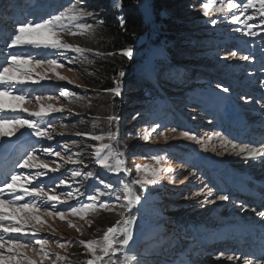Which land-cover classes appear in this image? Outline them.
Wrapping results in <instances>:
<instances>
[{
  "label": "rangeland",
  "instance_id": "1",
  "mask_svg": "<svg viewBox=\"0 0 264 264\" xmlns=\"http://www.w3.org/2000/svg\"><path fill=\"white\" fill-rule=\"evenodd\" d=\"M10 1L14 3L11 9L19 10L21 16L17 19L22 21L46 19L69 4V0H17L24 6H16L17 1ZM204 2L206 0H186L190 10L185 12V16L193 21V26L198 29L190 34L203 39H197L196 43L187 47L183 61L180 62L166 58L164 49L159 46L149 47L146 53L140 47L132 48L134 52L132 58H140L139 61L124 77L112 80V76L110 80L111 88L116 86L117 80L120 82L122 94L119 97L86 81L91 74L97 73L93 70V65L103 61L104 56L95 55L97 51L103 53L97 48L102 43L100 31L103 26L97 23V19L86 18L87 23L96 25L94 38L62 34L64 42L93 50L83 55L72 51L32 46L9 49L6 44L10 39L6 42L3 36L0 37V65L7 66L5 60L10 53L34 57L31 62L23 65L26 70H31L30 77L23 75L22 72L11 71L8 75L12 79V85H0V88H9L13 93L0 97L4 109L0 112V117L36 120L42 127H46L51 122L52 128L49 131L53 136L52 140L36 137L26 126L19 132H14L11 124H5L0 126V130L14 132V135L0 138V145H4L0 150L12 156L13 152L20 151V149L16 150L18 146L26 144L25 146H30L29 151L34 150L39 157V160L33 161L34 164H39L40 160H43L50 166H54L53 161L62 165L60 171L49 172L39 181H34L41 186L47 185V188L55 187L56 192L62 194V200H67L66 195L63 194L69 191L75 194L76 189L79 188L83 195L77 194L78 199L68 200L64 204L57 203L56 206L60 211H66L69 205L79 206L87 203V197L94 194L96 188L105 190L100 180L118 187V180L131 182L137 178L138 166L151 165L173 169L171 173L164 171L163 179L155 185H148L146 190L133 185L137 194L141 196L142 203L132 209V215L137 219L133 227L134 240L130 242V252L135 253L141 264H243V259H228L229 256L245 257L234 251L237 248L236 244H233L232 248L229 247L231 251L229 248L217 250L219 245L216 246V241L213 239L222 240L226 237L231 239L246 232L253 233L254 239L260 237L264 239V228L259 229L264 221L252 211L256 209V205L247 203L251 197L258 196L260 202L258 210L264 211V159L246 160L243 155H236L230 145L227 148L222 147L221 139L213 137L210 142L207 140L213 133L219 132L224 140L238 145L264 147V107H262L264 106V25L253 29L258 35L245 36L244 32L247 28L243 24L232 23L230 15L226 18L223 14L211 10L205 15L200 7ZM211 2L219 7L217 0ZM141 3L146 8L145 1ZM96 4L94 0H84V7L87 10L98 13V18L104 19L109 12L108 7L104 8V5H101L98 8ZM2 7L6 8L4 4ZM2 7L0 4V9ZM7 9L9 10L8 7ZM111 9H117L113 0ZM0 11L2 13L0 35L4 29H6L5 33L13 32L14 29L7 30L5 25L8 20L13 19L15 12L8 11V15L5 11ZM152 13V10L150 13L146 8V19L151 20ZM246 14L257 16L252 9ZM212 20H216V23H211ZM249 23L259 25L260 20L257 18ZM43 35L47 36L48 33ZM233 51L237 52L236 57H230L229 54ZM244 55L250 57L248 61L239 58ZM36 59L44 61L55 59L63 67H50L47 63L37 65ZM163 59L164 61L159 64L158 61ZM57 74L66 79L59 80ZM174 74L177 77L172 76ZM224 87L229 91L223 92ZM132 89L145 90L135 97L133 103L137 104L136 108L125 116L123 112L126 108L125 104L133 99L129 96ZM65 90L75 95L62 97L60 93ZM20 95L25 99L15 98ZM37 96L43 97L38 103L35 100ZM133 103L129 105L133 107ZM117 104L119 108L115 113L120 120L113 122L111 128L106 117L101 118L102 122H100L101 120L95 119L96 117L89 113L95 107L115 111ZM25 108L28 111H24ZM60 108L64 111L52 110ZM36 111L47 115L43 120L30 115ZM85 117H89L87 121ZM130 118H139V120L133 127L127 129ZM229 120L244 124L247 130L250 126V129L243 135L238 134V131V136L233 135L236 139L234 140L231 136L232 130L238 128ZM157 124L160 127L155 133H151V129ZM172 128H176L177 131L175 133L169 131ZM108 131L118 133L113 146L125 161L124 167L129 170L126 173L121 172L117 175L101 169L93 158V146L100 142L76 135L77 132L107 135ZM182 131L196 135L206 143L207 147L180 137L179 133ZM146 132L151 133L147 141L143 139ZM160 133H164L168 138L164 139ZM123 136L128 137L127 139L134 137V144L130 142V145H133L130 156L125 155L121 150ZM49 146L54 151L61 152L64 160L45 153L43 149ZM8 148L10 152L7 151ZM77 153L80 155L77 156ZM6 154L0 153V157H5ZM154 155L163 156L164 160L157 165L156 161L150 158ZM68 156L82 159L83 164L65 163ZM258 164L261 168H257ZM84 165H87V168ZM15 169H17L16 173L25 175L39 170L17 167ZM74 170L92 171L95 175L87 180L83 176L72 178L71 172ZM139 175L144 173L141 172ZM237 176L246 182L244 189L248 191L247 198L236 193L238 189L231 186ZM60 179L67 180L68 184L60 185ZM209 189L212 191L211 196L208 195ZM202 190L203 194L195 195ZM218 195H228L229 199L217 200ZM100 200L109 201L110 197L106 195L100 197ZM111 202L117 203L114 198ZM242 205L247 207L244 208ZM43 212L42 207V219L46 223L38 233V237L49 240L46 248L50 253L49 259L45 260L44 264H53L54 261L55 264H81L90 257L86 255V250L78 241L100 239L103 232L120 219L115 212L103 209L95 213L89 212L84 219L66 215L63 221L58 217L43 215ZM67 221L79 226L82 233L78 232L76 227H70ZM88 221H91V226ZM27 227L30 228L31 225ZM246 238L242 237V239ZM55 241L73 243H65V247L61 248ZM28 254L39 264L38 254L31 250ZM56 254L67 259L56 261ZM118 256L122 258V254Z\"/></svg>",
  "mask_w": 264,
  "mask_h": 264
},
{
  "label": "snow or ice",
  "instance_id": "2",
  "mask_svg": "<svg viewBox=\"0 0 264 264\" xmlns=\"http://www.w3.org/2000/svg\"><path fill=\"white\" fill-rule=\"evenodd\" d=\"M114 6L119 9L122 7L121 0H113ZM139 3V0H137ZM219 7H216L211 0H206V2L201 4V10L205 15L209 11H215L217 13L223 14L226 18L230 15L231 22L234 24H243L247 31L244 32L245 36H256L258 33L253 29L264 25V0H239V2H233V0H217ZM258 5V7H257ZM249 9L254 10L257 16L247 15ZM234 10V11H233ZM238 13V14H237ZM97 19L99 25H103V19H99V14L94 11L87 10L84 7V0H69L67 7L59 11L55 15H51L46 19L36 20H24L22 22H17L14 31L9 34L10 42L6 44L7 48H17L22 46H32L34 48H44L53 50H63L72 51L83 55L85 52H91L92 49H85L78 45H72L64 42L62 34H68L72 36H88L95 37L96 35V25L87 23L86 18ZM243 17V19H241ZM260 20V24L249 23V21ZM119 23L121 28L124 27L125 20L123 17L119 18ZM211 23L215 24L216 20H212ZM240 29H237L239 31ZM43 33H48L44 36ZM62 54V53H61ZM116 53L113 52H95V55L102 56L108 55L112 56ZM119 54L123 57L131 59L134 55L132 47H127L119 50ZM230 57H236L237 52H230ZM242 60L248 61L249 56L244 55L239 57ZM34 59L31 55L24 56L22 54L10 53L5 60L7 66L0 65L2 71H0V85H12V79L8 75L11 71L22 72L23 75L30 77L31 70H26L23 65L28 64ZM91 63V61H89ZM47 63L50 67H63L62 64H58L57 60H39L36 59L37 65H43ZM71 63V61H69ZM119 77H124L125 72L121 70L118 73ZM59 80H65L64 76L57 74ZM115 80V78H114ZM71 83V81H69ZM219 87V85H218ZM223 92H228L229 89L224 87ZM104 91L112 93L114 96H121L122 88L120 82L116 81V86L110 89H105ZM13 95L9 88H0V97ZM62 97L74 96V93H70L67 90L60 93ZM16 99L23 100L24 96H16ZM43 97H35L36 102L41 101ZM52 99V97H48ZM51 107V106H49ZM264 107V106H262ZM53 111H64V109H52ZM2 101H0V112H3ZM24 111H28L26 108ZM31 116L37 117L40 120L44 119L47 115L41 111H36L30 113ZM99 119V118H95ZM109 128L112 127L113 122H118L120 117L117 115H109L106 117ZM5 124H11L14 132H19L21 128L25 126L32 130V135L40 138H45L47 140H52L53 136L50 134V129L52 128L51 122L48 123L46 127H42L36 120L27 119H5L0 117V126ZM66 127V125H62ZM160 125L151 129V133H155ZM169 131L175 133L176 128H172ZM14 132H4L0 130V138L5 136H12ZM151 133H145L143 139L145 141L149 140ZM63 135V133H60ZM77 136H81L91 141L100 142L98 145H94V162L101 169H105L109 172H114L119 175L121 172H128L129 170L124 167L125 161L121 158V154L113 146V142L117 140L118 133L113 131H108L107 135L104 134H94L90 132H77ZM164 136V139L168 137L164 133H160ZM180 137L194 141L196 144H200L203 147H207L206 143L198 138L196 135L191 134L189 131H182L179 133ZM213 137L222 140V147L227 148L231 146V150L236 155H243L246 160L264 159V147L256 148L249 144L238 145L232 141L224 140L221 133L215 132L212 136H209L207 140L210 142ZM107 140V142H104ZM4 147V145H0ZM67 146H65V151L67 152ZM47 154L59 157L64 160L61 156V152L54 151L51 146L43 149ZM80 154L77 153V156ZM152 160L156 161L159 165L163 156L154 155L150 157ZM39 160L35 151H27L26 154L22 155L15 167L20 169H39L35 173H29L25 175L24 173H11L7 171L4 172V182L0 185V264H38V262L28 254L29 250L40 256L39 264H44V261L49 259V251L46 248L49 240L47 238H39L38 233L41 228L45 225V221L42 219L41 208L43 207V215L49 217H58L60 220H65L66 215L78 216L84 219L89 212H97L103 209L108 212H115L120 219H118L115 224L108 227L100 239H90V240H80L78 241L86 250V255L90 258L81 262V264H141L140 259L135 255V253L130 252V242L134 240L133 227L136 223V216L132 215V209L142 203V198L137 191L134 189L133 185H138L141 190H146L148 185H155L163 179L162 173L167 171L171 173L172 168H160L152 167L151 165L138 166L136 168L137 178L131 182H125L123 180H118V187L113 186L111 183H105L100 180V183L104 185L105 190H100L96 188L94 194L87 197L88 202L80 204L79 206H71L66 211H60L57 208V203L64 204L68 200L78 199V195H83L79 188L76 189L74 194L72 191L67 192V200H62L60 193L56 192L55 187L47 188V185L41 186L40 183H34V181H39L41 177L47 176L49 172L60 171L62 165L52 162L54 166L45 163L40 160L39 164H34L33 161ZM65 163L71 164H83L82 159H73L72 156H68ZM87 168V165H84ZM141 172L144 175H139ZM150 172V176H149ZM94 173L92 171H80L74 170L71 172V177H81L85 180L93 178ZM49 179H52L49 177ZM187 179V177H185ZM60 185L68 184L65 179L59 180ZM47 189V190H46ZM203 194L201 192L196 193V196ZM109 196V201H101L100 197ZM208 195H212L211 189L208 190ZM31 198V199H26ZM112 198L117 203L111 202ZM217 200L226 201L229 199L228 195H218ZM54 202V203H50ZM214 202V201H213ZM246 208V205H242ZM11 208V211L6 209ZM259 217L264 221V211L257 212L256 209H252ZM70 227H76L78 232L82 233V229L79 226L72 225L71 221H67ZM89 226H91V221H88ZM31 225V227H27ZM39 225L40 227H37ZM61 248L65 247V243L71 244L72 241L60 242L55 241ZM122 254V258L118 256ZM115 258V259H114ZM67 257L60 256L56 254V261L65 260ZM229 260L232 259H243V264H264V257H261L255 261L248 259L247 257H228ZM55 264V261L53 262Z\"/></svg>",
  "mask_w": 264,
  "mask_h": 264
},
{
  "label": "trees",
  "instance_id": "3",
  "mask_svg": "<svg viewBox=\"0 0 264 264\" xmlns=\"http://www.w3.org/2000/svg\"><path fill=\"white\" fill-rule=\"evenodd\" d=\"M94 1L97 2V7L104 5V8L108 7L107 10L109 11L103 19L104 24L100 31L102 43H100L101 45L97 48L101 49L103 53H116L112 56L104 55L103 61L93 65V70L97 73L91 74L86 79L88 83L98 85L102 89L111 88V77L113 76L112 80L114 78H119L118 73L121 70H123L125 74L129 73L132 66L140 59L135 57L131 59L123 57L119 54L120 49L129 46L133 49L140 47L143 49V52L146 53L149 47L159 46L164 49L166 58L180 62L183 61L185 56L183 54L186 48L196 43L197 39H203V37L190 34L198 29L193 26V21L185 16V12L190 10V6L186 4V0H139V3L137 0H121L122 7L120 9H111L112 0ZM142 1H145V6L150 13L152 10L151 5L153 6L151 20L146 19V8L142 5ZM120 17H123L125 20L123 28H121L119 23ZM199 29L201 28L199 27ZM149 42L150 45H148ZM162 61H164V59L158 61V63L160 64ZM172 76L177 77L175 74ZM140 89H132L133 91L129 92V96L133 97V99L125 104L126 108L123 110L125 116L136 108L137 104L133 103L134 99L145 90ZM130 103H133V107L129 105ZM118 108L119 104H117L115 111H106L104 108L95 107L91 109L89 113L99 118V120H101L100 122H102L101 118L113 114L116 115ZM87 118L89 117H85V121H87ZM138 120L139 118H130L127 129L133 127ZM127 138L128 137L125 136L122 137L121 150L125 155L130 156L133 146L130 145V142L134 144V137L132 136L131 139Z\"/></svg>",
  "mask_w": 264,
  "mask_h": 264
},
{
  "label": "bare ground",
  "instance_id": "4",
  "mask_svg": "<svg viewBox=\"0 0 264 264\" xmlns=\"http://www.w3.org/2000/svg\"><path fill=\"white\" fill-rule=\"evenodd\" d=\"M1 1V0H0ZM15 1H17V0H15ZM58 1V0H57ZM0 4H1V7H2V5L4 4V6H6V8L8 7L9 8V11H13V12H15L16 11V14H14L13 15V19L17 16H20V14L18 13V9H11L12 7H14L13 6V4L11 3V1L10 0H5L4 2H0ZM17 5H23L24 6V4H22V2L21 1H19V3H17ZM5 8V7H4ZM3 7L0 9V10H2V11H4V10H6V9H4ZM8 10V9H7ZM1 12V11H0ZM28 13V12H27ZM8 14V13H7ZM0 15H2V13H0ZM9 15V14H8ZM8 18V17H7ZM6 18V19H7ZM7 23H9V20L7 21ZM8 25V24H7ZM3 26V25H2ZM5 30V29H4ZM8 30H11L10 28H8ZM10 33V32H9ZM8 33V34H9ZM5 34H7V33H5ZM7 42V41H6ZM230 121V123H232V125H235L236 126V128H238V130H236V129H233L232 130V136L233 135H237V132H238V134H242L243 135V133H245V131L247 130V129H245V127L247 128V126H243L244 124H241V123H236L235 121H233V122H231V120H229ZM230 123H228V125H230ZM238 136V135H237ZM240 138L239 139H241V136H239ZM233 139L234 140H236L234 137H233ZM238 139V140H239ZM32 140V139H31ZM26 144H24V145H22L21 147L20 146H18L17 148H16V150L17 149H20L21 151L19 152L20 154L23 152V151H28V148H27V146H25ZM240 145V144H239ZM242 145V144H241ZM11 149H12V147H11ZM4 150H0V153L1 154H6V152H3ZM7 151L8 152H10L9 151V148L7 149ZM25 153V152H24ZM24 153H22V155L24 154ZM14 156H15V154H18V151H15V152H13L12 153ZM8 157H10V154L8 153V155L6 154V158H8ZM0 158H2V157H0ZM257 160H259V159H257ZM256 161V160H255ZM248 164V163H247ZM249 167V166H248ZM261 168V165L260 164H258L257 165V168ZM238 174H240V173H238ZM227 180H229V177H227ZM233 180V179H232ZM246 180V179H245ZM235 183V184H234ZM234 183H232L231 184V186L234 188V189H240L241 191H244V192H247V190L246 189H244V185H245V181L244 180H242V179H239L238 178V176L236 177V179L234 180ZM234 184V185H233ZM236 191H238V190H236ZM259 208H258V206L256 207V211H258L259 212V210H258ZM264 228V222H263V224L261 225V227H259V229H263ZM249 239V238H248ZM217 250H219V247L217 248Z\"/></svg>",
  "mask_w": 264,
  "mask_h": 264
}]
</instances>
